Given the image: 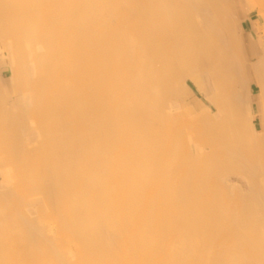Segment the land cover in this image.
Returning a JSON list of instances; mask_svg holds the SVG:
<instances>
[{
	"label": "bare ground",
	"instance_id": "6f19581e",
	"mask_svg": "<svg viewBox=\"0 0 264 264\" xmlns=\"http://www.w3.org/2000/svg\"><path fill=\"white\" fill-rule=\"evenodd\" d=\"M232 1L0 0V264H264Z\"/></svg>",
	"mask_w": 264,
	"mask_h": 264
},
{
	"label": "crops",
	"instance_id": "0c3cea01",
	"mask_svg": "<svg viewBox=\"0 0 264 264\" xmlns=\"http://www.w3.org/2000/svg\"><path fill=\"white\" fill-rule=\"evenodd\" d=\"M259 1L261 2L259 3ZM232 3L236 8L235 13L238 18L241 33L245 36V40L247 41L248 45L250 46V44H257L261 40L260 36H264V12L261 13V10H263L261 7L264 5V0H233ZM250 50L251 53H255L257 51L256 45L254 48L250 47ZM254 93H256V91H254Z\"/></svg>",
	"mask_w": 264,
	"mask_h": 264
},
{
	"label": "rangeland",
	"instance_id": "374dc122",
	"mask_svg": "<svg viewBox=\"0 0 264 264\" xmlns=\"http://www.w3.org/2000/svg\"><path fill=\"white\" fill-rule=\"evenodd\" d=\"M238 29V27H237ZM239 36L238 40L239 42L241 43V51L242 53L245 55V56H250L252 55L253 53H251V50H250V46L248 45L247 41L245 40V36L241 33V30L240 28L238 29V31L236 32ZM243 37V38H242ZM264 37V36H263ZM241 40V41H240ZM192 90L194 91V93H192L190 96L186 95V96H183V99L185 100L186 104L192 108L193 110L196 111V114L198 116H202L204 114H202V109L198 106V104L196 103L197 101L198 102H201L203 103V105H205V107H207V109L210 111V113L213 115V105L210 104V102L203 96L201 95L200 93H198V91L193 87V85L191 83H189ZM254 91H256V93H258V88L257 87H254ZM255 93V94H256ZM189 99V101H188ZM194 99V100H193ZM197 100V101H196ZM200 100V101H199ZM194 104V105H193ZM191 105V106H190ZM193 106V107H192ZM254 111L256 113L259 112V105L258 104H254ZM198 112V113H197ZM258 123V122H257Z\"/></svg>",
	"mask_w": 264,
	"mask_h": 264
}]
</instances>
